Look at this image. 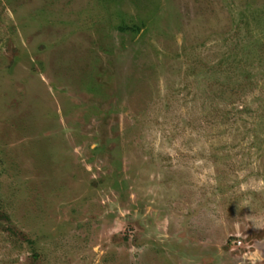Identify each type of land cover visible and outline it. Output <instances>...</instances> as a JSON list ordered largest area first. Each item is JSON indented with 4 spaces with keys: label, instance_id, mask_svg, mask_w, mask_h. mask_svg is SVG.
Segmentation results:
<instances>
[{
    "label": "rangeland",
    "instance_id": "obj_1",
    "mask_svg": "<svg viewBox=\"0 0 264 264\" xmlns=\"http://www.w3.org/2000/svg\"><path fill=\"white\" fill-rule=\"evenodd\" d=\"M0 264H264V0H0Z\"/></svg>",
    "mask_w": 264,
    "mask_h": 264
}]
</instances>
